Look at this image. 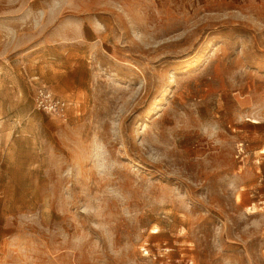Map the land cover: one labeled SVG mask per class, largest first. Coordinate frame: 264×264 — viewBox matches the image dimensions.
Here are the masks:
<instances>
[{
	"label": "rangeland",
	"instance_id": "obj_1",
	"mask_svg": "<svg viewBox=\"0 0 264 264\" xmlns=\"http://www.w3.org/2000/svg\"><path fill=\"white\" fill-rule=\"evenodd\" d=\"M0 264H264V0H0Z\"/></svg>",
	"mask_w": 264,
	"mask_h": 264
},
{
	"label": "built area",
	"instance_id": "obj_2",
	"mask_svg": "<svg viewBox=\"0 0 264 264\" xmlns=\"http://www.w3.org/2000/svg\"><path fill=\"white\" fill-rule=\"evenodd\" d=\"M47 101H49L50 103L53 104L55 110L58 112V113H61L62 111H64L65 107H66V104L65 103H61V102H55L51 97H48L47 98ZM44 102V101H42Z\"/></svg>",
	"mask_w": 264,
	"mask_h": 264
},
{
	"label": "bare ground",
	"instance_id": "obj_3",
	"mask_svg": "<svg viewBox=\"0 0 264 264\" xmlns=\"http://www.w3.org/2000/svg\"><path fill=\"white\" fill-rule=\"evenodd\" d=\"M237 200H238V201L240 200V197H239V196H238ZM248 212H249L250 214H254V213H255V212H252V208H249V209H248Z\"/></svg>",
	"mask_w": 264,
	"mask_h": 264
}]
</instances>
